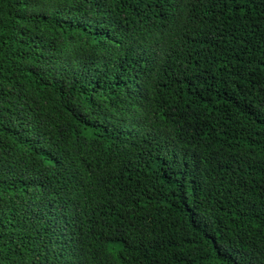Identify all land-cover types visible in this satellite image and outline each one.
<instances>
[{"label":"trees","instance_id":"obj_1","mask_svg":"<svg viewBox=\"0 0 264 264\" xmlns=\"http://www.w3.org/2000/svg\"><path fill=\"white\" fill-rule=\"evenodd\" d=\"M0 264H264V0H0Z\"/></svg>","mask_w":264,"mask_h":264}]
</instances>
